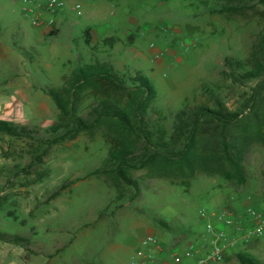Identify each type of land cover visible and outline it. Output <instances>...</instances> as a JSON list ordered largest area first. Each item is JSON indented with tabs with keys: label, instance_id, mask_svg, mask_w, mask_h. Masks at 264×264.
Returning <instances> with one entry per match:
<instances>
[{
	"label": "rangeland",
	"instance_id": "1",
	"mask_svg": "<svg viewBox=\"0 0 264 264\" xmlns=\"http://www.w3.org/2000/svg\"><path fill=\"white\" fill-rule=\"evenodd\" d=\"M77 2L82 14L73 9ZM31 6L0 0V39L20 45L2 62L0 87L35 85V103L15 122L34 132L0 131V231L23 237L0 240V264H128L147 234L163 247L154 248L156 260L191 246L204 252L212 244L207 224L222 225L225 207L242 220L224 226L237 243L219 264H243L238 253L264 264V236L247 235L252 223L244 215L247 205L264 212V0H68L63 10L42 14L48 34L23 9ZM96 62L150 79L157 97L146 114L154 132L171 134L176 114L188 107L238 113L230 131L246 149L242 172L219 156L200 163L211 146L200 142L193 172L159 162L129 170L128 183L115 180L104 127L47 141L60 113L46 90ZM255 69L256 77H245ZM108 93L105 85L85 86L76 114L88 117ZM115 95L126 100L124 91Z\"/></svg>",
	"mask_w": 264,
	"mask_h": 264
},
{
	"label": "trees",
	"instance_id": "2",
	"mask_svg": "<svg viewBox=\"0 0 264 264\" xmlns=\"http://www.w3.org/2000/svg\"><path fill=\"white\" fill-rule=\"evenodd\" d=\"M258 74L259 70H250L245 77H256ZM101 85L107 87L108 95L92 106L88 117L77 115L81 90L85 86ZM123 91L126 94L124 101L115 95ZM46 93L55 101L60 113L59 120L47 130L51 136L47 141H64L83 131L104 127L112 145L109 162L115 180L123 179L131 183L129 170L159 162L177 164L179 168L193 172L197 143L200 142L211 145L208 153H201L200 163L219 156L238 173L243 170L246 149L242 140L230 131L238 120V113L208 106L188 107L176 114L171 134L168 135L164 128L154 132L146 111L156 99L157 90L141 72L124 77L114 70L112 64L90 63L77 67L60 89L50 88ZM34 130L27 125L0 120V131L12 136H30ZM204 133L208 136L206 139L201 137ZM0 240L19 243L23 237L0 231ZM238 257L243 264H262L250 255L238 253Z\"/></svg>",
	"mask_w": 264,
	"mask_h": 264
},
{
	"label": "built area",
	"instance_id": "3",
	"mask_svg": "<svg viewBox=\"0 0 264 264\" xmlns=\"http://www.w3.org/2000/svg\"><path fill=\"white\" fill-rule=\"evenodd\" d=\"M32 4L31 7H25L27 13L35 12L37 17L33 20L34 25L43 24L42 14H55L65 8L68 0H24ZM73 9L78 14H82V5L74 3ZM48 25H53V20L48 21ZM199 214L205 216L204 209H199ZM245 217L251 220V227L248 229L247 235L250 238H260L264 236V212L253 206L247 205L244 210ZM218 218L222 225H212L208 223V230L212 233V244L204 252L198 248L191 246L188 250L178 251L171 250L169 255L164 252L162 256L156 260L153 254L154 248L163 249L157 242L153 234H147L141 241V245L137 248L135 256L128 264H219L225 257L227 249L237 243V239L227 240V232L224 226H239L241 216L238 215L231 207H225ZM240 227V226H239ZM238 227V228H239ZM192 260V261H190Z\"/></svg>",
	"mask_w": 264,
	"mask_h": 264
},
{
	"label": "crops",
	"instance_id": "4",
	"mask_svg": "<svg viewBox=\"0 0 264 264\" xmlns=\"http://www.w3.org/2000/svg\"><path fill=\"white\" fill-rule=\"evenodd\" d=\"M25 10V7H23ZM43 34H48V29L46 24L35 25ZM15 48H20V45L13 43L7 44L3 39H0V72L2 70V62L11 57L10 52ZM26 84V90H23L22 86ZM0 81V85H2ZM34 83L24 80L17 85V88L13 89L12 86L4 85L0 87V120H6L10 122H18L23 120L21 114H23L24 109L26 110L27 106L35 103L30 101L34 99ZM23 90V91H22ZM23 118L28 119V116Z\"/></svg>",
	"mask_w": 264,
	"mask_h": 264
}]
</instances>
